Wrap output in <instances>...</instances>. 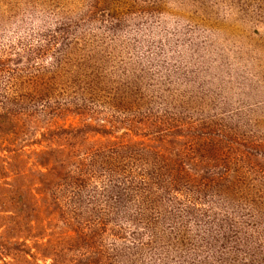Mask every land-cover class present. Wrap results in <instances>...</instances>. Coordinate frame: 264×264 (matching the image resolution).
Listing matches in <instances>:
<instances>
[{"label": "rangeland", "instance_id": "374dc122", "mask_svg": "<svg viewBox=\"0 0 264 264\" xmlns=\"http://www.w3.org/2000/svg\"><path fill=\"white\" fill-rule=\"evenodd\" d=\"M0 264H264V0H0Z\"/></svg>", "mask_w": 264, "mask_h": 264}]
</instances>
